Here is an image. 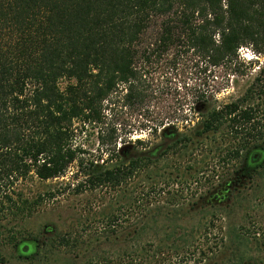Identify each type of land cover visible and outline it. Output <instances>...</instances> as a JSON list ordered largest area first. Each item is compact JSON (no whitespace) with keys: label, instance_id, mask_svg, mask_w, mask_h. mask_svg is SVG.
Instances as JSON below:
<instances>
[{"label":"rangeland","instance_id":"obj_1","mask_svg":"<svg viewBox=\"0 0 264 264\" xmlns=\"http://www.w3.org/2000/svg\"><path fill=\"white\" fill-rule=\"evenodd\" d=\"M142 62L131 98L119 85L97 118L72 122L75 160L62 176L18 184L38 206L2 220L0 264H264V163L239 189L226 187L247 152L264 148V52L243 46L215 64L177 45ZM246 98L262 135L230 160L240 140L201 126L212 110ZM163 127L177 131L163 137ZM146 153L148 165L119 187H88L98 171ZM21 242L34 244L32 254L18 255Z\"/></svg>","mask_w":264,"mask_h":264},{"label":"trees","instance_id":"obj_2","mask_svg":"<svg viewBox=\"0 0 264 264\" xmlns=\"http://www.w3.org/2000/svg\"><path fill=\"white\" fill-rule=\"evenodd\" d=\"M177 45L215 64L243 46L264 52V0H0V224L38 206L23 197L20 182L58 178L74 162L72 122L97 118L119 85H129L131 98L140 61ZM249 99L212 110L201 126L204 134L225 128L240 140L227 151L230 160L262 135ZM170 129L177 131L163 127V137ZM247 153L252 159L253 150ZM148 157L98 171L86 183L119 187Z\"/></svg>","mask_w":264,"mask_h":264},{"label":"flooded vegetation","instance_id":"obj_3","mask_svg":"<svg viewBox=\"0 0 264 264\" xmlns=\"http://www.w3.org/2000/svg\"><path fill=\"white\" fill-rule=\"evenodd\" d=\"M253 153L252 159H249L248 153L245 155L241 167L229 181H226L227 193L228 190L239 189L245 179H247L248 174L260 168L264 163V148H255L253 149ZM33 247L34 244L31 242H21L16 245V251L19 256H28L33 252Z\"/></svg>","mask_w":264,"mask_h":264}]
</instances>
